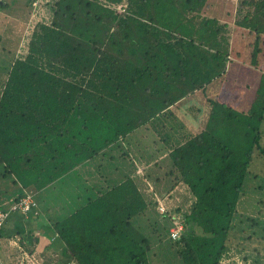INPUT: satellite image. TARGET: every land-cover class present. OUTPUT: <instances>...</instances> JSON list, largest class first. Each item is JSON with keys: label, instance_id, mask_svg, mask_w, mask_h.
<instances>
[{"label": "trees", "instance_id": "trees-1", "mask_svg": "<svg viewBox=\"0 0 264 264\" xmlns=\"http://www.w3.org/2000/svg\"><path fill=\"white\" fill-rule=\"evenodd\" d=\"M42 6L48 20L28 35L0 93V175L16 174L22 187L6 209L0 206L8 214L0 250L4 241L24 247L34 235L22 221L37 215V191L72 176L78 203L53 223L66 256L55 264H220L248 177L259 178L251 171L256 152L264 159V0H41ZM220 20L234 21L241 50L225 53L207 43ZM205 35L206 43L199 40ZM234 60L263 74L249 113L207 92L227 78ZM203 93L206 128L177 143L170 129L172 140L157 146V163L141 184L128 177L106 192L82 194L79 166L104 150L124 149L137 131L147 146L157 133L170 137L161 118ZM168 174L174 179L165 181ZM179 184L192 195L184 197L187 206L160 212ZM28 196L29 210L14 209ZM12 215L19 217L15 225ZM175 218L183 230L174 239Z\"/></svg>", "mask_w": 264, "mask_h": 264}, {"label": "rangeland", "instance_id": "rangeland-1", "mask_svg": "<svg viewBox=\"0 0 264 264\" xmlns=\"http://www.w3.org/2000/svg\"><path fill=\"white\" fill-rule=\"evenodd\" d=\"M34 1L0 0V91L6 82L7 74L16 58V54L20 53L19 50H21L22 45L24 46L28 35L32 34L39 23L48 20L47 8L45 6L40 8L37 2V8L35 9ZM40 3L41 1H39ZM201 21L202 19H199V22ZM211 31V39L209 40L208 38L209 41H207L209 45L211 44L225 53L231 52L230 54L241 50L242 45H240V38L238 37L241 32L237 29L234 21L226 22L220 20L219 23L214 24ZM204 39H206V35L203 40H199L205 42ZM248 63L241 60L232 61L227 78L220 79L207 89L212 99L223 101L239 112L249 113L254 110L255 103L259 97L258 89L263 82L261 79L263 74L260 69L254 68L250 62ZM262 68L264 66H261ZM204 95V93L198 94L193 100L186 103L185 108L180 107L179 111H182L178 115L175 113L171 119H167L170 125L176 129V133H174L176 141L174 143H177V138L184 140L190 137V134L186 133L189 130L188 128H190L189 131L191 133L193 131L197 132V128H201L200 121H204V125L202 124L204 126L203 129L206 128L208 105ZM257 113L259 114V112ZM152 123L151 126L155 127L156 122L153 121ZM260 126L262 128L261 131H263L262 144L264 145V121ZM161 132H163L162 129ZM137 136L140 138L139 134ZM126 149H128V146L124 148V153L128 154V151H125ZM256 156L251 166V171L259 175V178L254 180L252 177H248L245 188L246 193L242 195L237 207L229 251L224 254L220 264H264V159L262 156L258 157V151ZM109 157L108 152L104 151L93 162L91 161V164L96 167L95 169L98 172L99 170L106 172V165L111 163ZM103 158L106 160L105 163H103ZM100 164H103V166ZM3 171L4 165H0V172ZM69 177L68 179L64 178L65 180L62 182H57L55 186L49 189L37 191V201L41 205L40 208L43 207L44 209H40L42 210L40 215H31L28 221L35 222L37 225V222H44L49 219V221H46L48 223L53 218L59 220L62 215H70L72 213H68L67 208H70L72 201L73 203L76 201L71 185L72 183L75 184V180L72 176ZM15 179L16 181L20 180L16 174L0 175V197L8 198L14 194V191L22 190L20 183L14 182ZM181 189L182 192L178 190L175 193V197L167 201L166 204L161 202L159 211L164 210L166 212L180 206H187V203L183 201H185V193L188 192L184 187ZM52 231L55 232L53 228ZM15 248L12 252L15 262H11L12 264H44L45 257L41 256L40 252L33 251L34 256L32 258L29 253L22 254L23 251L17 248L15 250ZM6 250L7 245L4 241L0 255ZM25 254H28L29 257H24ZM23 257L25 262L21 263ZM61 258H63L62 255L56 254L52 259L54 261L51 260L50 262V259H46L50 264H55L58 259L62 260Z\"/></svg>", "mask_w": 264, "mask_h": 264}, {"label": "crops", "instance_id": "crops-1", "mask_svg": "<svg viewBox=\"0 0 264 264\" xmlns=\"http://www.w3.org/2000/svg\"><path fill=\"white\" fill-rule=\"evenodd\" d=\"M7 80V78H6ZM4 85L1 88V91L3 89ZM0 91V93H1ZM1 96V94H0ZM180 107L185 108V106L183 105H176L174 107H171V109L174 112V115L176 113V115H178L181 111H179ZM170 109V110H171ZM174 115H166L163 118H161V122H163V128H164V133L170 134V129H173L174 131V126L172 127L170 125V122H168V118H172ZM159 118V119H160ZM155 121V120H154ZM153 122V120H151V123ZM201 122V121H200ZM150 123V122H149ZM169 125H168V124ZM201 128H197V132L191 133L189 130L190 128H188L189 130L186 131L187 134H198L201 133L204 129V126L202 125V122L200 124ZM170 132V133H169ZM179 132V131H178ZM175 133V131H174ZM172 133V134H174ZM138 131L135 132L133 134L134 138H133V142L127 143L128 145H126V141L124 143V148H126V146H128V149H126L125 151H128V154H126V152L124 153V149L119 150V149H114L111 150V152H109V150H107L108 154H109V158H110V164L106 165V172H104V170H99V172L95 169L96 167H94L91 164V161L93 162V160L87 161L84 164L81 165V167L79 166L74 173L76 174H82L84 178V183H83V191L82 194H84L85 197L92 195L93 194L97 195L100 191L101 192H106L108 191L110 188L119 185L120 183H122L126 178H131V179H135L137 184H141L144 178V175L147 173V170L150 167H154L156 165V161L155 158H153L152 154L157 152V146H164L168 144L167 140H172V134H170V137H166V136H162L159 133H157L158 135H156L155 138H153V140L155 141L154 143L152 142L153 140L149 141V144L147 146V144L145 143H141L140 142V138H141V134L140 138H138L137 136ZM182 134V132H181ZM185 140V139H184ZM182 140V141H184ZM160 141V142H159ZM169 141V142H170ZM173 146V145H172ZM106 151V150H104ZM103 151V152H104ZM123 154L124 157L122 156ZM152 158V160H151ZM164 157L160 158L159 161H161L162 159H164ZM103 163L106 162L105 158L102 159ZM158 161V163H159ZM101 166H103V164H100ZM99 165V166H100ZM100 166V167H101ZM102 169V167H101ZM153 169V168H152ZM158 169L155 171L157 172ZM174 179V176L172 175H166L165 176V181H171ZM147 184L149 185V181L147 182ZM152 186V185H149ZM182 187H184L188 193H185V197H189L191 198L192 195L191 193L188 191L187 186H185L184 184H179L177 185L176 189L172 190V192H170V194L175 195V193H177L178 190H180L182 192ZM91 189V190H90ZM148 192V191H147ZM81 193V192H80ZM21 191L17 190L14 192V194L8 198H2L0 197V206H8L11 201H13L16 197H18L19 195H21ZM169 195V194H167ZM166 195V196H167ZM183 195V194H181ZM75 200L76 197L74 196ZM167 202H165L166 204ZM73 204H77V200L73 203V201L70 203V208H67L68 213L73 212L75 209V206H73ZM62 205H64L62 203ZM40 209H44V208H39L38 209V213L37 215L42 213V210ZM46 213V212H45ZM67 213V214H68ZM47 216V214H46ZM58 219L57 218H53V220H51L50 222H46L49 221V219H47L44 222H37V225L35 224V222H30V221H22L23 224H25L26 229L32 233L34 236H29L25 239V244H23L24 247H22L17 241L16 242H11V243H7V250L5 252H2V254L0 255V259L1 262L3 264H12L13 262H15V258H13V251L15 246L18 250L23 251L22 254L24 253H29L30 256H34V252L33 251H38L40 252V255L48 258L50 260H52L54 258V256H56V254L58 255H62L63 258H61L62 260L66 259V256L64 255V242L62 240H60V237L58 236L57 233L52 232V228H53V223H55ZM19 221V217L18 215H12V224L15 225L17 224ZM49 224V225H48ZM29 232H27V234H29ZM58 237V238H57ZM29 249H28V248ZM15 248V250H16ZM33 252V253H32ZM29 257L28 254H25L24 257ZM24 257L21 259V263L25 262L24 261ZM18 261V260H17ZM54 261V260H52ZM59 261V259L57 260V262ZM12 262V263H11ZM29 263V262H28Z\"/></svg>", "mask_w": 264, "mask_h": 264}, {"label": "built area", "instance_id": "built-area-1", "mask_svg": "<svg viewBox=\"0 0 264 264\" xmlns=\"http://www.w3.org/2000/svg\"><path fill=\"white\" fill-rule=\"evenodd\" d=\"M39 1H41V0H35L34 1L35 9L37 8L36 6L39 5ZM37 2H38V4H37ZM32 202L33 201H32L31 196H28L27 198L23 199L18 205H16L14 207V209L19 206V207L23 208L25 211H27V210H29L31 208V205L33 204ZM161 212L163 213L165 211L163 210ZM7 215H8L7 213L0 211V228L2 227V225H3V223H4V221H5L6 217H7ZM182 230H183L182 224L180 223V221L177 218H175V220L173 222V226L171 227L172 237L174 239L177 238L180 235V233H181Z\"/></svg>", "mask_w": 264, "mask_h": 264}]
</instances>
